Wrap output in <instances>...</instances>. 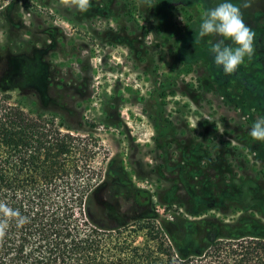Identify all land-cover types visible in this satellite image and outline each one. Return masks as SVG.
<instances>
[{
    "label": "trees",
    "instance_id": "1",
    "mask_svg": "<svg viewBox=\"0 0 264 264\" xmlns=\"http://www.w3.org/2000/svg\"><path fill=\"white\" fill-rule=\"evenodd\" d=\"M156 3L144 0L155 13ZM201 16L187 18L184 28L172 34L177 44L172 75L162 82L154 78L147 101L152 152L160 159L158 168L169 190L178 189L173 199L187 215L193 210L191 190L204 193L200 179L208 170L204 157L195 154L191 136L175 129L164 106L180 69L201 68L205 77ZM164 23L166 27L171 20L164 18ZM149 29L157 32L159 25ZM9 52L0 46V264H264V237L246 234L242 224H227L207 242L205 222H124L137 219L136 213L126 216V206L148 203L149 193L137 190L133 196L110 176L100 186L94 184L91 136L82 138L57 123V116L25 110L15 102L13 92L22 90L26 96L33 83L26 80L30 65L19 66ZM212 69L217 86L230 84L242 105L254 109L245 117L264 116V82L253 81L264 74L262 66L243 64L227 78L216 65ZM32 96L42 108L47 99L59 101L57 96ZM258 145L253 153L264 161V141ZM252 202L250 195L244 198L245 206Z\"/></svg>",
    "mask_w": 264,
    "mask_h": 264
},
{
    "label": "rangeland",
    "instance_id": "2",
    "mask_svg": "<svg viewBox=\"0 0 264 264\" xmlns=\"http://www.w3.org/2000/svg\"><path fill=\"white\" fill-rule=\"evenodd\" d=\"M127 1L145 40L158 38L152 51L156 64L147 63L141 49L136 58L124 45L101 37L108 38L114 25L107 6L81 12L72 0H0V46L15 52L19 66L30 65L26 80L33 83L27 86L32 94L13 92L16 103L25 110L57 116V123L78 131L82 138L91 136L94 184L100 186L110 176L133 196L137 190L148 192V203L126 206V216L136 213V222L172 221L184 212L172 196L178 189L169 190L158 168L160 159L152 152L154 130L147 101L154 78L162 82L172 75L175 50L164 29L148 30L158 27L155 10L147 9L144 0ZM150 16L153 20L146 22ZM186 20L177 17L171 23L180 31ZM173 84L164 106L172 125L191 136L194 152L204 157L207 170L230 166L231 177L239 179L245 191L259 193L249 195L257 200L259 212L254 216L263 218L264 161L253 153L259 145L249 135L255 118L223 105L218 95L210 93L201 68L180 69ZM34 92L57 96L59 101L47 99L42 108ZM208 175L209 171L200 184L205 185ZM251 223L244 222L245 233L264 237V222Z\"/></svg>",
    "mask_w": 264,
    "mask_h": 264
},
{
    "label": "flooded vegetation",
    "instance_id": "3",
    "mask_svg": "<svg viewBox=\"0 0 264 264\" xmlns=\"http://www.w3.org/2000/svg\"><path fill=\"white\" fill-rule=\"evenodd\" d=\"M161 1V2H160ZM156 0L158 10L154 14L159 29L165 31L166 34H171V39L166 38L167 43L176 50V42H173L174 32H179L175 29L173 23L164 26V18L170 20L186 17L195 18L201 16L202 13L211 7H214L220 0ZM167 4L164 5L163 3ZM238 6L241 7L242 16L245 24L254 33V52L251 59L245 60L244 64L253 65L254 67L262 66L264 68V0H233ZM247 3V7L242 5ZM101 6H107L110 11V18L113 20L114 25L108 30V38L101 35L104 40H108L111 44H122L129 49L137 58V49H143V59L147 63L156 64L157 58H153L152 51L154 50L155 42H158V38L147 42L144 37V33L140 30L134 19L131 18L129 12V2L127 0H89V7L87 10L93 12ZM106 13V12H104ZM146 22L153 20L150 16L144 18ZM171 25V26H170ZM184 28V27H183ZM127 32V33H126ZM100 36V35H99ZM206 62L205 67V79L207 89L210 93L218 95L223 102V105L229 106L235 109L237 112L255 113L254 109H250L247 106L242 105V100L239 98L238 90H235L230 84L225 86H217V78L215 79L214 70L212 67L214 63L212 61V54L210 48L213 43L216 42L217 37H206ZM161 41V40H160ZM226 43H229L226 41ZM12 58H18L15 52H11ZM26 55V54H25ZM19 59V58H18ZM16 59V60H18ZM242 66V65H241ZM229 75L225 74V78ZM264 82V74L254 76L253 81ZM248 109V111H247ZM230 166H222L218 168H210L209 176L205 181L204 193L201 195L198 192V188L193 187L191 190L192 206L193 210L189 215L184 213V216L177 214L172 222H205L206 224V241L211 242L218 237L221 233V229L227 224L236 225L243 224L244 222H252V226L255 222H264L263 218H256L255 213H258L257 200L252 196V205H244V195L259 194L258 192H247L243 186L240 185L239 179L231 177L229 171ZM218 172V173H217ZM255 201V202H254ZM180 211L184 212L183 209ZM124 222H136L137 219L129 220L125 219ZM114 222H122L114 221Z\"/></svg>",
    "mask_w": 264,
    "mask_h": 264
},
{
    "label": "clouds",
    "instance_id": "4",
    "mask_svg": "<svg viewBox=\"0 0 264 264\" xmlns=\"http://www.w3.org/2000/svg\"><path fill=\"white\" fill-rule=\"evenodd\" d=\"M72 4L83 12L89 7V0H72ZM242 6L247 7L248 4ZM198 35L201 39L209 36L219 38L212 44L210 53L214 65L226 75L235 73L246 58L250 60L253 55L254 33L245 24L241 7L233 0H220L214 7L206 9L198 25ZM249 135L254 141H264V116L251 124Z\"/></svg>",
    "mask_w": 264,
    "mask_h": 264
}]
</instances>
